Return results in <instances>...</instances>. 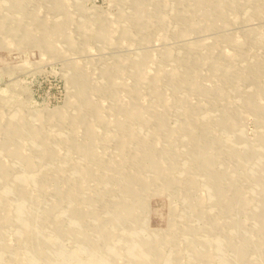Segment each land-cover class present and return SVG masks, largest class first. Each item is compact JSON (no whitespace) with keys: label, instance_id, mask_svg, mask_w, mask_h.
Wrapping results in <instances>:
<instances>
[{"label":"rangeland","instance_id":"374dc122","mask_svg":"<svg viewBox=\"0 0 264 264\" xmlns=\"http://www.w3.org/2000/svg\"><path fill=\"white\" fill-rule=\"evenodd\" d=\"M59 2L0 0V120L21 116L24 133L7 140L29 163L1 146L0 162L27 178L28 209L55 245L31 264H236L234 247L240 264H264V0ZM7 180L0 216L18 202ZM18 231L0 226V264L35 243Z\"/></svg>","mask_w":264,"mask_h":264},{"label":"bare ground","instance_id":"6f19581e","mask_svg":"<svg viewBox=\"0 0 264 264\" xmlns=\"http://www.w3.org/2000/svg\"><path fill=\"white\" fill-rule=\"evenodd\" d=\"M20 1H26V0H20ZM61 1V0H60ZM55 2V6L58 5V2L59 0H54ZM60 3V2H59ZM11 5L13 4V0H12V3H10ZM138 4V3H137ZM188 4V3H187ZM193 5V4H192ZM223 3H218V7L219 9H222L223 8ZM135 6V5H134ZM215 6V5H214ZM189 7V6H187ZM56 8V7H55ZM62 9V8H61ZM259 10V9H258ZM196 12V11H195ZM258 12V11H257ZM262 13V12H261ZM143 15V14H142ZM258 15V13H257ZM155 16V15H154ZM193 16V15H192ZM142 16L141 15H136L134 16L133 18L134 19H137L139 20ZM150 17V16H149ZM148 17V18H149ZM97 18H99L97 16ZM96 18V19H97ZM101 18V17H100ZM145 18V17H144ZM236 18V17H234ZM90 19V18H89ZM95 20V17L87 24V28L91 26V23L92 21ZM147 20V19H145ZM138 22V21H137ZM147 22V21H146ZM146 22H141L140 25H145ZM44 23V22H43ZM102 25H105V22H100ZM139 23V22H138ZM97 24V23H96ZM3 23L0 22V28L3 27ZM20 25V24H18ZM98 25V24H97ZM139 25V24H138ZM46 25H44L45 27ZM86 26V24L84 25ZM25 28V32H24V35L26 36V26H24ZM102 27V31L99 32L100 35H105L106 33H110V34H114V33H111V31L106 27V26H101ZM140 27V26H139ZM84 29V28H83ZM124 29V28H123ZM65 30L63 28L62 25H60V27L58 29H56V32H61ZM91 30V29H90ZM117 32H120L119 30V27L117 29ZM57 34V33H56ZM48 36L50 35H45L42 37V41L45 43V44H49L52 42L49 40ZM31 37V36H29ZM27 37V38H29ZM60 37V36H59ZM22 38V37H21ZM32 39V37H31ZM260 39V38H259ZM30 40V39H29ZM69 40V39H68ZM53 46V45H52ZM188 55V53H187ZM184 61V63L186 65H188L186 62H188V60L184 57V59L182 60V62ZM194 65H196V62H193ZM215 65V64H214ZM135 66V65H134ZM189 66H193V65H189ZM136 67V66H135ZM138 68V67H137ZM136 68V69H137ZM138 70V74H137V80L140 82L141 80H144V79H140L142 78V76H144L143 72L141 69H137ZM200 70V69H199ZM163 74V72L161 71L160 72V76ZM173 74H178V71H171L170 72V75L173 76ZM110 75V73H109ZM111 76V75H110ZM109 76V77H110ZM158 75H154L152 76L155 80L159 79ZM140 79V80H139ZM86 81V80H85ZM85 81H82L80 86H79V89H78V92H77V95L82 98V100H84L85 102H88L90 101L89 100V97L86 95L85 93V90H86V86H85ZM185 83V82H184ZM193 84V83H192ZM195 86V83L193 84ZM221 94H224V91L221 90L220 91ZM160 94V93H159ZM158 94V95H159ZM161 97H164V96H161ZM160 97V101L164 102L165 99L161 98ZM165 103V102H164ZM88 106V105H87ZM122 106V105H121ZM132 106V105H131ZM131 106H124L123 105V108L124 110H127V111H130V109L132 108ZM136 106V105H135ZM78 110L77 112H79L80 110V107H77ZM260 107H256L254 110H258ZM131 115L135 116V117H139L140 115H137V114H134L133 112L131 113ZM47 117V115H45ZM38 118H36L37 121H39L42 117H43V114H39L37 116ZM48 117H60V118H65L61 115H58L56 113H54L53 111L48 115ZM70 120L71 121H75L76 119H79V115L78 114H75L74 116L71 115L70 117ZM53 119V118H52ZM225 123H228L229 124V119H226L225 120ZM226 125V124H225ZM90 127V126H89ZM92 128V127H91ZM24 127H21V116L19 114H16L13 118H8V117H4V120L1 121L0 120V132L2 133L3 137L6 138L7 140V136L8 135H16L18 138H20L22 136V134L24 133ZM26 129V128H25ZM90 129V128H89ZM94 132V131H93ZM214 136V135H213ZM34 139H38L37 136L34 134L33 135ZM39 137V136H38ZM141 139V138H140ZM6 140H0V146L2 148V150H5L6 152L12 154V155H15L19 158V160L21 161H26L27 163H29V156L27 154H23L21 152V148H20V141H13V142H10V141H6ZM55 140H53V137L49 139V141L47 142H43L41 141V145L40 144H37L39 146V155L40 156H46L49 154V151H48V145L50 144V142H53ZM142 141L143 143L145 144L146 143V140L145 138H142ZM58 142V141H57ZM62 142V141H61ZM122 143L124 144V142L122 141ZM211 145V144H210ZM122 146V145H121ZM125 147V146H124ZM79 148V146H78ZM120 148V147H119ZM205 158L203 159V162L205 164V166H209L211 161H212V156H210L209 154L205 155L204 156ZM155 158V157H154ZM67 160H71L69 158H67ZM6 163V161H5ZM6 165V164H5ZM204 166V167H205ZM5 167L7 168L8 166H4V164L2 162H0V172L2 173V175L0 174V177H4L5 178H8V180L6 181L7 184H8V187L10 188L9 190H7V192L11 193L13 196L16 197V200L18 201L17 203L15 204H12L10 205L9 204V207H10V213L7 212V214L3 215V216H0V226L3 225L4 222H7V221H11V223H16L18 226H19V231L17 232V237H19L20 239H32L34 238L35 239V243L32 244V245H28L27 246V250H26V256H23L17 252L14 251L13 249V258L16 259V264H31L32 262H36V261H48V260H51V259H54V248L53 246H55L51 241L43 238V236L40 234V231H39V221H40V218H36L34 213L29 211L28 209V206H31L32 205H37L38 204V200L32 202V203H28L30 200H31V193H30V190L29 189H25L24 187L21 188V184L23 185L25 182H27V178L26 177H21V178H14V177H9L7 175V170L5 169ZM121 170V169H120ZM231 170V169H230ZM82 171V172H81ZM84 170L83 169H80L79 170V177H83L84 176ZM79 178V179H80ZM138 179L137 176L133 175L131 177V180L132 182H135L136 180ZM131 182V183H132ZM39 184H42L43 182L42 181H38ZM80 185H83V181L81 180L80 181ZM208 185V184H207ZM26 186V185H25ZM221 187V186H220ZM219 188V187H218ZM217 188V190H218ZM130 184L129 182H127L126 186L124 187V190L125 191H130ZM210 190V189H209ZM235 190V189H234ZM139 191V190H138ZM220 191V190H219ZM71 192V191H70ZM133 195H134V199H136V195L135 193L131 190L130 191ZM210 192V191H209ZM216 193H218L217 191H214ZM221 194V193H219ZM222 200H225L223 198V196L221 197ZM236 199V198H235ZM233 199V201L235 200ZM123 202V201H122ZM250 202V201H249ZM119 204V203H118ZM8 205V204H7ZM123 206H129L127 204L123 205ZM50 210V208H49ZM128 212L126 211L125 213V217H129L131 216V212H130V209H127ZM252 211V210H251ZM124 213V212H123ZM119 214V213H118ZM47 215V214H45ZM254 217V216H253ZM82 218V217H81ZM59 220V219H58ZM261 220H263L261 218ZM53 225L56 227L58 225L55 224V221H50V225ZM35 224V225H34ZM100 224H98L99 226ZM154 228V227H153ZM156 229V228H155ZM170 229V228H169ZM45 233V232H44ZM140 238V237H139ZM139 238H133V241H130V246H132V244L134 245V243L132 242H137L139 241ZM2 239V238H1ZM138 239V240H136ZM192 243L196 242V240L194 238H191ZM232 239L231 238H228L227 241H226V244L228 246H233V244L231 243ZM93 242V241H92ZM191 244V243H190ZM10 246V245H8ZM45 246V248H44ZM94 246V245H93ZM133 247V246H132ZM194 249V248H193ZM207 250V249H206ZM263 251V250H262ZM196 254H201L200 251L198 249L195 248V251H194ZM204 253V251H202ZM145 253V252H144ZM194 253V254H195ZM208 253V252H207ZM206 253V254H207ZM142 254V253H141ZM262 255H264V251L261 252ZM223 257V256H222ZM109 258V257H108ZM107 259V258H106ZM137 260V259H136ZM234 260H235V263L236 264H240V258L238 257L237 253L235 252V247H234ZM107 261V260H105ZM104 260L102 261H98L96 262L95 264H104L105 262ZM108 262V261H107ZM109 263V262H108ZM165 264H177L176 262H172V259L167 257L165 258Z\"/></svg>","mask_w":264,"mask_h":264}]
</instances>
